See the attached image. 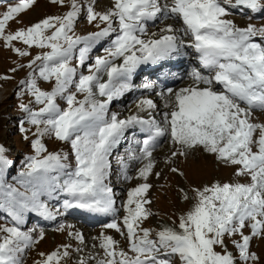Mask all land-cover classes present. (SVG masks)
I'll return each mask as SVG.
<instances>
[{
    "label": "snow or ice",
    "instance_id": "6c2138e0",
    "mask_svg": "<svg viewBox=\"0 0 264 264\" xmlns=\"http://www.w3.org/2000/svg\"><path fill=\"white\" fill-rule=\"evenodd\" d=\"M50 2L67 11L16 30H9L10 22L34 9L36 0H16L0 13V40L18 56L31 57L10 71L29 69L18 93L31 98L19 105L25 114L20 131L28 139L27 133L35 129L33 154L25 157L15 184L5 180L11 161L0 144V213L9 218L0 225V264H24L27 250L45 237L42 229L38 235L36 227L25 230L26 223L33 214L55 220L61 208L110 215L103 227L127 241L125 249L102 231L96 239L103 255H82L77 264H173L176 256L181 264H256L260 258L251 251V242L264 239V123L254 122L253 113L264 112V25L241 27L229 17L233 11L262 12L264 0H110L103 11L97 10V0ZM81 17L98 30L78 34ZM169 19L174 23L149 31L150 22ZM105 40L109 43L101 48L103 54L92 57ZM32 49L41 51L33 55ZM186 49L193 50L207 74L193 69L192 85L157 93L169 110L158 111L155 101L144 96L125 118L109 114L110 103L133 88L132 78L142 66L187 55ZM40 81L51 83L50 90ZM141 87L154 91L156 84ZM137 129L144 134L133 141L140 145L139 153L130 147L117 163L121 177L131 180L129 161H142L137 178L143 182L127 190L120 216L109 182L111 157L126 133ZM45 137L69 144L71 153L49 151ZM164 138L175 149L173 160L202 151L248 181L181 186L183 200L192 203L178 223L158 230L144 227L154 215L149 176L160 175L154 173V152ZM171 171L187 180L180 168ZM65 229L71 239L84 243L83 233L73 231L72 225L58 224L56 231ZM82 252L65 243L39 253L35 264H63Z\"/></svg>",
    "mask_w": 264,
    "mask_h": 264
},
{
    "label": "rangeland",
    "instance_id": "374dc122",
    "mask_svg": "<svg viewBox=\"0 0 264 264\" xmlns=\"http://www.w3.org/2000/svg\"><path fill=\"white\" fill-rule=\"evenodd\" d=\"M3 3L0 6V13H2L9 4L15 3L16 0H2ZM84 3H87V0H83ZM67 3V0H66ZM98 4V3H97ZM111 6L110 0H105L101 6L97 5L98 11H103L107 7ZM99 7V8H98ZM67 11V7H62L50 2V0H36V5L34 9L22 13L17 20L10 22L9 30H16L20 27H27L32 23L37 22L38 20L44 18L48 15H59ZM235 14L233 11L232 15L229 18H232ZM241 14V13H240ZM236 16V15H234ZM239 16V15H238ZM174 23V21L169 22ZM249 23H252L256 26L264 25V11L258 13H252L250 11H245V14L239 16V21L236 23L241 27L247 26ZM165 24H168V21L165 23L161 21L154 28L164 27ZM103 27V25H101ZM95 24H89L85 18L81 17L79 20L76 31L78 34L85 35L91 31H97ZM157 30V29H156ZM259 42V38H256ZM107 42H109L107 40ZM17 47H22L19 42H14ZM108 43L102 46H98L96 50H93L90 54L92 57L97 55H102V47H107ZM32 54L35 55L37 52L41 51L40 49H32ZM31 57H20L14 53L11 49L5 47L4 42L0 40V77L5 75L12 77L11 79H2L0 78V144H2L6 149V155L11 161L9 167L5 172V180L8 183L15 184V177H18V173L23 167V161L27 155L33 154V149L31 147L32 132L35 131L34 128H31V131L27 133L28 139H25V134L20 131V121L24 118L25 114L19 108L21 103H28L31 99L27 94L24 96H19L18 93L21 91L22 85L20 81L25 79L29 71L28 68L18 69L16 72H11L10 70L16 68L18 64H27L28 59ZM202 71V70H201ZM204 74H207L205 70L202 71ZM139 83L136 84L139 85ZM40 86L45 90H50L52 84L49 82L40 81ZM74 91V88L72 89ZM157 93L154 94V98L157 97ZM130 98V107L136 106L139 97L136 95ZM159 99V98H158ZM61 107H66V104L63 100L59 101ZM159 105V104H158ZM117 105H109V114L117 113ZM33 107H39V105H33ZM129 111L131 109H128ZM254 122L264 123V112L255 110L254 113ZM124 115H119L120 118H125ZM25 128H29L28 124L25 123ZM135 131V130H134ZM44 142L47 145L49 151H67L71 153L70 145L56 140L53 137H45ZM167 144V145H166ZM158 146H161L159 144ZM157 146V147H158ZM161 149H158V155H154L156 166L154 168V173H160L159 176L152 174L149 176V182L153 187L149 191V199L152 201L150 205L154 215L150 216L148 220L144 222V227H150L154 230H158L164 225L175 226L174 221L178 223V216L183 212H186L192 201H184L181 193L178 189L181 186L185 188L189 186H203L204 184H211L217 180L221 182H247V177H237L234 175L235 168L232 166L224 165L218 162L214 156L203 153L202 151H197L195 153H190L187 158L179 157L176 159L171 158V152L174 151V147L170 141H166ZM155 151V152H157ZM167 155V157H166ZM117 157H119L118 151H114L111 157L112 161V171L113 174L110 176L111 186L112 184L119 185V187H114L118 192V200H120V205L118 208L120 212L118 215H123V209L121 205L126 199L127 190L131 187H135L138 183L143 182L137 178V170L142 166V163L137 165L134 171H131V174L135 172L131 180H125L120 175V166L117 163ZM165 158V159H164ZM74 164V160L72 161ZM178 167L185 172L187 180L185 181L179 175L171 171V168ZM129 172V169H128ZM138 179V180H137ZM55 202H53L54 204ZM59 207L60 205H55ZM63 212L61 211V215ZM43 218L32 217L28 220L25 225V230L27 228H37V233L40 229L45 232L44 239L40 240L38 244L25 253L24 264H35L36 261L40 259L39 253H49L52 250L56 249L58 246L65 243H72L73 247L83 248L82 253H73L71 259H67L63 264H77L80 256H87L89 253L103 255V250L99 247V241L96 239L102 231L107 235L113 236L116 240L120 241V246L127 249V241L124 237L119 235L112 229H105L103 226L110 222L112 217L107 219L104 223H99L97 225L89 226L88 230L83 232L84 243L82 245L79 242L71 239L68 236V230L65 229L63 232L56 231L58 224L72 225L73 231H79L82 233V228L74 226L73 222L69 219H62L55 224L50 225H40L37 222ZM9 223V218L6 214L0 213V225ZM247 233V229L245 230ZM238 239L239 237H234ZM228 248L230 251L236 255V250L232 246L231 241L226 239ZM95 245V247H93ZM217 251H220L217 248ZM251 251L255 252L259 256V261L256 264H264V239L254 238L251 242ZM173 264H181V261L178 256L173 257ZM89 264H95L94 261H89Z\"/></svg>",
    "mask_w": 264,
    "mask_h": 264
},
{
    "label": "bare ground",
    "instance_id": "6f19581e",
    "mask_svg": "<svg viewBox=\"0 0 264 264\" xmlns=\"http://www.w3.org/2000/svg\"><path fill=\"white\" fill-rule=\"evenodd\" d=\"M104 2H105V0H97V3H98L97 5L98 6H101L102 3H104ZM2 3H3V1L0 0V6L2 5ZM247 12H248V10H247ZM234 15H236V16H234ZM234 15H233V17L231 19H233L235 21V23H237L239 21V16L241 14H240V12L235 11V14ZM161 21H164L165 23L167 21H168V23L169 22H172L171 19H169V20H161ZM161 21H157L156 23H151L150 22L149 26H152L154 28ZM159 28L160 27H157L156 28L157 30L156 29H154V30L151 29V31H158ZM106 43H107V40H105L104 42H102V45H104ZM94 50H96V49H94ZM188 50L189 49H186L185 51L188 53ZM179 63L184 68L182 67L180 71L179 70H176L175 73L172 74V80L170 81V83L166 84L162 88H159L157 90L158 91L157 93H160L161 91H163L164 89L169 88V87L170 88H173V89H179V88H182V87L190 86V85H192L194 83V81L191 78V73L192 72H190V70L188 69V67L191 68L192 67V64H193V58L190 56V53L187 54V55H181V56H179ZM143 69H144V67L142 66L141 69L138 70V72H141ZM105 79H106V77H105ZM152 82L154 84H156V81L152 80ZM133 83H134V78H132V84ZM143 83H145V81L140 82V84L138 85V87L142 88L141 85ZM201 86H203V85H201ZM133 88H134V85H133ZM142 91H145V90L142 89L141 91H139L137 93L140 95V94H142L141 93ZM154 92H155V90H154ZM150 93L151 92H148L145 95L147 97L153 99L157 105L159 104L158 105V111H167V110H169V109H166L164 107V105H165V98L163 96L158 95L157 97L154 98V94L152 95ZM134 94H135V92L129 91V92L125 93L124 96L119 97V98H116L113 102L110 103L112 105H117L116 107L118 108V112H117L118 116L119 115L121 116V115H124V114L126 116H128L131 113H133V112L136 111V106H133L134 104L132 105L131 108H129L131 106L130 105V102H131L130 100H132L130 98H133L132 96H134ZM141 97H144V96H140L139 99ZM128 109H131V110L129 111ZM139 135H140V132L138 131V129L134 131V134L133 133H126L125 139L121 141L120 145H118V147L114 151H119V156H126L127 155L126 148L121 151L120 147L122 145H124V146H130L131 144L132 145H135L136 147H139L140 146L139 144H136V143L133 142L134 139L135 140H140L139 139ZM166 141H169V140L167 138H164L161 141V143H160L161 146H158L155 151H157L158 149H161L163 147L162 145ZM155 154L158 155V151L157 152H154V155ZM166 157H167V155H166ZM141 163H142V161H129V172H128V175L130 176L131 171H134L136 169L137 165H139ZM134 174H135V172H133V174H131V175L133 176ZM109 182H111V179H110ZM112 187H113V190H114L115 194L118 195V192L119 191H117L114 187H119V185H115L114 186V184H112ZM118 199H119L118 196H116V207L117 208H118V204L120 203V200H118ZM61 211L63 212L62 208H61ZM119 212H120V210H119ZM32 217L37 218L34 214L32 215ZM109 218H111L110 215L89 213V212L84 211V210H81V209H70V210H67L65 212V215L58 216L55 220H45V219H42V220H45L46 225H50V224H55V223L59 222L62 219H64V220L69 219V220H71L73 222V225L74 226H78L80 229L82 228V233H83V232L87 231L90 228L89 226H91V225H97L99 223H104Z\"/></svg>",
    "mask_w": 264,
    "mask_h": 264
}]
</instances>
